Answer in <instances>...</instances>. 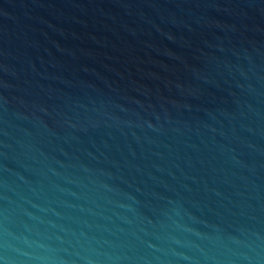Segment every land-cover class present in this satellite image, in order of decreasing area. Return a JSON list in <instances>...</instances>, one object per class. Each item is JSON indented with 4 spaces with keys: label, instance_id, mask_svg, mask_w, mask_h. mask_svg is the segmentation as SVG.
Masks as SVG:
<instances>
[{
    "label": "water",
    "instance_id": "1",
    "mask_svg": "<svg viewBox=\"0 0 264 264\" xmlns=\"http://www.w3.org/2000/svg\"><path fill=\"white\" fill-rule=\"evenodd\" d=\"M0 264H264V0H0Z\"/></svg>",
    "mask_w": 264,
    "mask_h": 264
}]
</instances>
